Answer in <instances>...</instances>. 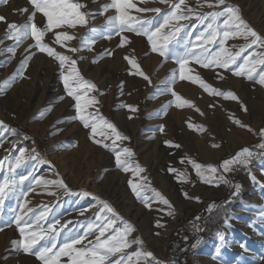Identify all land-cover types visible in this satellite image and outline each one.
<instances>
[{
    "label": "rangeland",
    "instance_id": "374dc122",
    "mask_svg": "<svg viewBox=\"0 0 264 264\" xmlns=\"http://www.w3.org/2000/svg\"><path fill=\"white\" fill-rule=\"evenodd\" d=\"M55 3L62 11L49 16L40 0H0V18H6L0 20V183L17 181L0 212V264H39L13 245L21 239L13 224L17 214L46 215L44 228L67 225L57 249L68 233L69 239L83 236L85 222L99 223L101 206L83 192L109 202L122 218L114 228L129 222L135 228L129 239L140 237L143 250L161 264H181L183 258L187 264H264V0ZM161 36L168 37L166 44ZM238 45L245 50L231 69L234 49L228 47ZM70 61L96 86L90 95L98 103L88 111L127 138L113 145L97 133L95 140L130 149L126 159L143 169L140 176L123 171L114 152L94 142L76 119L61 79L68 72L62 64ZM187 80L198 91L213 82L216 92L206 91L210 102L183 91ZM210 140V150L198 149ZM130 180L141 185V197ZM116 197L124 207L115 206ZM224 198L228 210L208 228L223 206L216 201ZM250 228L252 241L244 249ZM197 238L202 243L193 248ZM174 243L188 248L178 261L167 257ZM50 244L42 240L36 248ZM67 260L61 257V264Z\"/></svg>",
    "mask_w": 264,
    "mask_h": 264
},
{
    "label": "snow or ice",
    "instance_id": "6c2138e0",
    "mask_svg": "<svg viewBox=\"0 0 264 264\" xmlns=\"http://www.w3.org/2000/svg\"><path fill=\"white\" fill-rule=\"evenodd\" d=\"M2 2H4V0H2ZM33 3H35V0H33ZM40 3L43 5L40 10L45 15L55 16L62 11L61 5L55 3V0H40ZM70 7L76 6L72 5ZM0 20L6 21V18H0ZM157 35H159V33H157ZM160 39L164 41L165 44L168 41V37L166 36H161ZM161 54L163 55V53ZM70 65L71 66H69V64H62V67H68V72H62L61 79L64 83L66 93L75 102L76 119L82 122L84 127L90 129L91 138L94 142L114 152L115 162L118 166H123V171H132L134 176H140L143 169L133 168L130 161L126 159V156L132 154L130 149H121L117 151L116 147L109 148L107 144L95 140L97 133L105 138H111L113 145H116L117 141L127 138L119 133V130L116 129L113 123L107 121L105 118H98L96 114L88 111V109L93 108L98 103L97 97L90 95L97 90L96 86L94 83L83 79L75 61H70ZM105 129L110 130L113 136L109 137ZM44 162L45 161H42L41 163ZM47 163L50 164V162ZM23 179L27 178L25 177ZM16 183L17 181L15 180H6L0 183V212H2L3 202L12 193ZM61 183L63 182L61 181ZM63 186L66 187V185ZM129 186L137 197H141L142 191L139 183H134L130 180ZM24 195L27 196V193ZM81 195L84 198L91 196L97 201V204L101 206V210L97 214L99 223L94 221L85 222L89 225V229L83 236L69 239L68 237L71 233H68L65 237V243L57 249V237L61 232H64L67 225H62L58 230L57 225H59V223L57 222L44 228L41 222L46 219V215L41 214L34 218H26L24 215L17 214L13 224L21 239L18 242L13 241L16 250L22 249L24 254L33 255L39 264H61V257L68 258L67 264H109V261H111V264H140L141 261L148 260L149 258H151V261L155 262V264H161L151 251L143 250L144 241L140 237L129 239L131 234L135 232V228L129 222L124 221L123 229L114 228L117 221L122 220V218L116 214L115 209L109 202L91 193L83 192ZM20 207L22 211L24 204H21ZM146 207L151 208V205L146 203ZM105 212L116 217V219L109 221V217L104 215ZM0 219H3L2 214H0ZM29 219L31 222H29ZM105 221L108 222L105 223ZM68 223H71V221ZM6 226L11 227L12 224ZM154 226L156 228L162 227L159 222L155 223ZM113 229V234L104 238L105 234ZM3 230L4 228L0 227V231ZM92 233H95V235H92ZM156 234L159 235V232ZM90 236L93 237V239H89ZM218 237L223 239V234L218 233ZM42 240H51V244L36 248V245ZM201 243L202 238H197L192 247L195 248ZM133 245H138L139 247L136 251L127 252L126 249L131 248ZM217 253L219 254V248L217 249ZM112 257L117 258L112 260ZM5 259H7V256H5Z\"/></svg>",
    "mask_w": 264,
    "mask_h": 264
},
{
    "label": "bare ground",
    "instance_id": "6f19581e",
    "mask_svg": "<svg viewBox=\"0 0 264 264\" xmlns=\"http://www.w3.org/2000/svg\"><path fill=\"white\" fill-rule=\"evenodd\" d=\"M234 49V51H233V58L232 59H230L231 61H230V65L228 64V66H230V68L231 69H235L236 68V62H234V60H238V57H241L242 56V54H243V50H245L244 49V46L242 47L241 45H238V46H235V48L232 46V47H228V49ZM232 52V51H231ZM227 62V61H226ZM236 71H241L240 69H237ZM187 81H188V84H187ZM185 83H181L180 84V88L183 90V91H185L186 93H188V95L190 96V97H193V96H195L197 93H199L201 96H202V98H203V102L205 103V104H207V103H209L210 102V97L207 95V93H206V91L209 93V91L211 92H216L215 90H216V86L214 85V83L213 82H209L208 84L207 83H205V84H203V87L205 88V91H198V90H196V89H194L191 85H189V80H187ZM211 81V80H210ZM183 135H184V132H183ZM192 136V135H191ZM189 137V136H188ZM187 139V138H186ZM193 140V139H192ZM194 141V140H193ZM206 141V140H205ZM187 143H189L188 141L186 142L185 141V143H184V145L185 146H187L188 144ZM200 144V143H199ZM212 144V141L210 140V142L209 141H207V142H202L199 146H198V149H200L199 147H201V148H203L204 147V149H205V147L207 148V149H205V151H207V150H210V145ZM182 145H183V143H182ZM196 145V144H195ZM194 145V146H195ZM189 146V145H188ZM197 146V145H196ZM212 146V145H211ZM165 148H167L166 147V145L165 146H162L161 147V151H163ZM172 149V148H171ZM172 152V151H171ZM121 205L123 206L124 204H121V201L119 200V197H116L115 198V206L116 207H121ZM130 205V204H129ZM129 205H127V207H126V209H132L133 208V205H132V207H129ZM124 207V206H123ZM256 208H258V207H256ZM234 212V214H240V212L239 213H237L238 211H233ZM141 217V215H140V211L139 210H136V214L133 216V218L134 219H138L139 220V218ZM230 217H231V215H229V216H227L226 218H227V220H226V218L223 220V222H222V224L220 225V227H222L223 225H225V224H227L228 222H229V220H230ZM260 217H264V215L262 214V216L260 215ZM219 227V228H220ZM258 230H261V228H258ZM258 230H256V231H258ZM252 231L253 230H251V228L249 229V230H246V235H244V240H243V242H244V244L246 245L245 247H244V249L247 247V244L246 243H248L249 241H252V240H250V239H252ZM243 244V245H244ZM259 253H261V252H259ZM238 262V261H237Z\"/></svg>",
    "mask_w": 264,
    "mask_h": 264
},
{
    "label": "trees",
    "instance_id": "16d2710c",
    "mask_svg": "<svg viewBox=\"0 0 264 264\" xmlns=\"http://www.w3.org/2000/svg\"><path fill=\"white\" fill-rule=\"evenodd\" d=\"M252 147L247 148L248 152L251 154L252 153ZM227 199H222V200H217L216 203H223V206L216 209L211 217L209 218L208 222H207V226L208 228L212 227L213 225H215L218 222V218L221 216V214L224 212V210H228L230 204L226 203ZM182 244H168L167 246V257L170 260L173 261H178L180 260L182 257H184V255L186 254V252L188 251V248H181ZM181 264H187V261L183 258L181 261Z\"/></svg>",
    "mask_w": 264,
    "mask_h": 264
}]
</instances>
